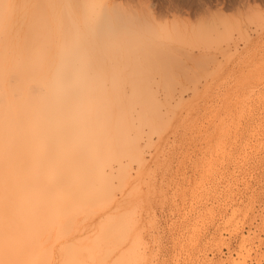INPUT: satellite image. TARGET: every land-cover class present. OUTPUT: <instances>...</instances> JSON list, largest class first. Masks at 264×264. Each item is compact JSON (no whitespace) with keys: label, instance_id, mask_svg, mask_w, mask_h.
Listing matches in <instances>:
<instances>
[{"label":"rangeland","instance_id":"374dc122","mask_svg":"<svg viewBox=\"0 0 264 264\" xmlns=\"http://www.w3.org/2000/svg\"><path fill=\"white\" fill-rule=\"evenodd\" d=\"M127 1L136 4L141 0ZM142 1L145 11L148 2L156 13L164 14L165 10L166 21L171 23L175 16L176 21L192 22L196 27L182 30L181 41H162L156 39L157 33L140 32L143 30L128 34H90L87 30L78 35L65 33L69 45L67 41L63 45L68 49L77 46L68 61L77 64L72 63L73 68L88 71L92 86H102L103 91L90 94L115 96L125 102L127 108L122 104V111V105L116 109L119 102L115 101L114 111L120 109L121 118H128L127 139L129 145L134 144L129 148L134 151L132 156L130 151L123 154L128 146L127 150L125 146L118 147L120 157L107 169L111 178L104 187L110 194L102 193L100 203L104 206L96 212L101 215L97 227L114 223L118 228L116 241L122 233L129 236V243L120 252L124 261L128 257L127 264H264V0ZM14 3L7 6L11 8L7 9L9 15L17 18L12 32L18 33L17 38H30H26L30 43L24 41V45L32 48V55L41 48L48 52L51 49L53 53L47 54V60L54 62L55 58L50 56H55L58 47L61 49L56 44L61 45L65 31L63 35L62 31L58 35L59 30L56 34V22L50 13L48 24L39 20L33 7L41 1H29V5ZM46 3V9L42 3L38 8L44 17L50 9ZM142 8L137 10L140 16L130 15L133 24L148 17V11L145 14ZM38 21L49 33L55 28L50 33L53 36L49 34L48 38L44 32L38 36L43 30L33 27L42 24L38 25ZM198 22L215 25L216 29H196ZM54 34L59 41H52ZM171 36L176 39L178 35ZM143 38L155 39L154 45ZM130 39L135 41L128 43ZM88 42L94 48H89ZM81 46L90 49L83 47L87 51L83 57L79 55ZM72 75L70 78L75 79ZM137 79L142 82L136 85ZM79 84L77 81L74 85ZM135 87L141 89L139 93ZM132 94H143V103L137 100L136 105L128 108L130 103L126 101H131ZM147 98L156 104L153 116L144 114L141 108L146 106ZM120 114L113 116L119 118ZM109 126L113 132L116 124L113 121ZM108 206L114 207L110 208V217L106 214ZM116 245L112 250L121 247Z\"/></svg>","mask_w":264,"mask_h":264},{"label":"bare ground","instance_id":"6f19581e","mask_svg":"<svg viewBox=\"0 0 264 264\" xmlns=\"http://www.w3.org/2000/svg\"><path fill=\"white\" fill-rule=\"evenodd\" d=\"M29 1L32 3L34 0H0V264H127L129 261L127 255V261H124L125 259H122L120 252L122 247L129 243V236L122 233L123 235H119V237L121 236L120 240L116 241L118 237L116 225L111 223L109 226L98 228L97 222L101 215L96 214L97 210H101L102 207L100 208V206H104L100 201L102 200V193L108 192L104 185L111 178H109L110 174L107 169H111V164L119 159L120 154L117 150H120L121 146H125L124 148L127 150L128 146L126 153L123 149L121 150L123 154L126 155L130 151L131 155L134 152L129 149L134 144L129 145L128 139L130 138L126 133L128 131L126 127L129 128V124H127L129 120L127 117L128 122L121 118L120 109L117 110L120 111V116L117 118L119 114L116 109L122 108L125 102L123 103L121 98L122 101H119V98L116 99L115 96L113 97L114 100L109 95L97 94V92L90 94L91 91H99L102 86H92L90 84L92 81L88 80V71L73 68L77 64L68 61L67 57L71 56L69 58H72L73 56L75 45L72 44L73 47L70 45L72 48L69 47L70 50L68 49L65 33L71 32L78 35V32L87 30L85 32L90 34L91 32H112L113 34L115 32H127L125 34H128L130 31V33H134L143 30L140 32L157 33L156 39L161 38L162 40L164 38L166 41L180 39L181 41L180 32L182 30L187 32L188 28L193 30L196 25L194 26L191 21H189L191 23L176 21L174 15V21L172 20L173 22L170 23L168 20L166 21L168 16L165 15V10H163L164 14L161 11L156 13V9L154 11L148 2L146 5L148 17L142 20L144 21L142 23L140 21V23L135 22L133 24L130 15H139L137 10L142 8V3H144L142 0L137 1L136 4L134 1L127 0H38L45 6V9V1L49 3L50 7L48 12L45 10L47 12V15L45 14L46 19L41 12L42 10H39L41 3H37L33 7L36 16L41 17L39 20L48 24V14L50 13L56 22L57 30L54 28L56 34L58 30V35L60 31H62L61 35L65 31L63 36L66 39L63 36L61 38L64 42L61 41V45L55 43L56 46H61V49L58 47L55 50L57 51L56 54L54 53L55 56L53 54L50 56V59L51 57L56 59V61L55 59L52 60L54 62L51 63L50 60H47V54L53 53L51 49H48V52L41 48L39 52L32 55L30 54L32 48L29 49L24 45V41L28 42L26 39L28 37L17 38L16 34L18 33L12 32V27L17 23V18L9 15L11 8H7L8 4L15 2L24 5L28 2L29 5ZM142 9L146 14L145 8ZM38 11L41 12L40 15H37ZM61 15H63L62 18ZM164 15L166 16L165 19H163ZM222 15L224 16V14ZM29 18L33 20V16ZM40 21L37 22L38 25L42 23ZM199 22L196 29L201 26H203L202 28L215 26L204 25L203 22V24ZM43 23L38 27H33L43 29L40 34H37L38 36L43 35L44 32L49 38V34L54 29L49 33L48 30L46 31V26L45 28L42 26ZM208 31L209 29L206 33ZM168 35L178 36L176 39H172L173 36L167 37ZM55 37L52 41L60 40L57 39V35ZM76 37L75 40L79 42ZM48 38L46 40H49ZM39 39L40 37L38 41ZM143 39L146 43L151 41L147 38ZM139 40L140 44L144 43V41L141 42V39L136 41L139 43ZM154 40L151 42H155ZM66 41L67 43L63 45ZM76 41L74 43H77ZM130 41L133 40L130 39L127 42L130 43ZM131 44L138 45L136 42L135 44L131 42ZM150 45H154V43ZM63 46L67 47V52L66 47L64 51ZM86 46H81L82 51L79 55H83V47L87 50ZM90 46L92 45L88 42V47L91 48ZM92 47L94 48V44ZM87 51L84 53L87 54ZM125 61L128 62L127 59ZM71 74L76 78H70L69 75ZM140 80L137 79L136 85L139 84ZM77 81L80 83L77 85L79 87L74 85ZM114 81H112L113 84ZM136 87L141 88L142 86ZM136 90L139 93L141 89L137 88ZM110 91L112 90L110 89ZM132 95L130 99L131 101L135 100L133 101L134 104L125 100L130 103H128L129 105L126 103L128 108H131L130 105L132 107L136 105L137 100L138 102L143 100L141 97L143 94L141 96L138 94L136 97L134 94ZM147 95L148 93L146 97H149ZM147 99L144 101L146 106L141 105L145 108H141L144 114L150 116L151 113L156 112L157 107L153 100ZM115 101L119 103L114 111L117 104ZM125 106L124 109L127 108ZM134 109L136 108L134 107ZM114 113L117 117L113 116ZM113 121L116 127L112 132L109 124ZM139 162L138 164L141 166V162ZM113 204L114 202H112ZM113 206L115 207V205ZM114 207H109V212L106 211V214L111 215L110 208ZM104 215L102 216L104 217ZM115 243L121 247L112 250L116 245Z\"/></svg>","mask_w":264,"mask_h":264}]
</instances>
